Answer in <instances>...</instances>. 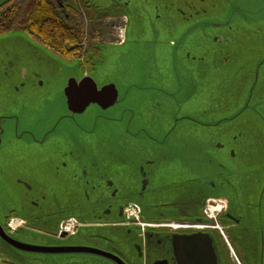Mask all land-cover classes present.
I'll use <instances>...</instances> for the list:
<instances>
[{"label": "water", "instance_id": "water-1", "mask_svg": "<svg viewBox=\"0 0 264 264\" xmlns=\"http://www.w3.org/2000/svg\"><path fill=\"white\" fill-rule=\"evenodd\" d=\"M106 1L129 23L92 70L0 35L1 245L24 264H226L209 232L129 216L171 218L192 186L227 203L249 264H264V0ZM85 79L113 103L74 109ZM6 217L54 235L82 225L57 241Z\"/></svg>", "mask_w": 264, "mask_h": 264}, {"label": "flooded vegetation", "instance_id": "flooded-vegetation-1", "mask_svg": "<svg viewBox=\"0 0 264 264\" xmlns=\"http://www.w3.org/2000/svg\"><path fill=\"white\" fill-rule=\"evenodd\" d=\"M7 0H0L1 3ZM56 0L60 10L65 14L69 21L78 20L81 17L87 21L94 20H106L107 18L121 19L124 30L120 32L119 39L101 43L96 42L86 46L82 42L84 54L75 59L79 62L81 69L92 70L94 65L100 60L101 51L104 50V46L108 44L119 43L124 40L126 34V28L129 23L128 11L129 9L120 3L106 0ZM97 34V33H96ZM73 60V61H75ZM190 203V204H189ZM185 204V207H183ZM169 207H172L173 217L168 219H159L157 217H143L142 221L148 222L140 224L141 226H150L152 231H167L169 229H181V231H189L190 229H201L209 232L215 238L217 245L220 249L223 260L226 264H249V252L250 248L247 240L240 233H236L230 230L227 219L228 205L220 198H212L203 196L201 190H195L194 187L189 186L185 192ZM218 210H215L219 208ZM13 212H11L12 214ZM5 226L9 228L12 233L20 234L25 231H34L40 234H44L50 237H54L60 240H67L70 234L75 233L81 223H77L75 220L64 221L63 226L71 223L69 231L62 229V233L54 235L49 231H41L26 223V219L22 220L19 217L9 221V217L5 218ZM38 218L32 219L30 222L35 223ZM135 222V219L134 221ZM174 224V225H173ZM74 225V226H73ZM173 225V226H172ZM244 245L246 253L240 250L239 246ZM5 247V246H4ZM0 242V264H24L20 255H13L7 247L4 248ZM10 255V257L8 255ZM246 254V256H245ZM14 257L15 261L11 259ZM76 264L77 262H72Z\"/></svg>", "mask_w": 264, "mask_h": 264}, {"label": "trees", "instance_id": "trees-1", "mask_svg": "<svg viewBox=\"0 0 264 264\" xmlns=\"http://www.w3.org/2000/svg\"><path fill=\"white\" fill-rule=\"evenodd\" d=\"M16 27L63 60L73 61L84 54L82 42L86 21L81 17L73 23L67 22L56 0L0 3V35ZM183 207L186 208L185 204ZM239 248L246 253L244 245Z\"/></svg>", "mask_w": 264, "mask_h": 264}, {"label": "rangeland", "instance_id": "rangeland-1", "mask_svg": "<svg viewBox=\"0 0 264 264\" xmlns=\"http://www.w3.org/2000/svg\"><path fill=\"white\" fill-rule=\"evenodd\" d=\"M64 16H65V14H64ZM65 18H66V16H65ZM66 20L69 23H73V21H69V19H67V18H66ZM121 30L122 31L124 30V26H123L121 19L107 18L106 20H94V21L88 20L86 23V30L83 34L84 45L86 44V46H87L89 44L96 43V42L108 43V42L115 41V40L119 39V35H120ZM2 34H6V35L10 34L12 36L15 35L16 38H18V37H23V38L26 37L28 39L31 38L25 31H23L19 27H16L11 31H8V32L2 33ZM93 35H95V36H93ZM33 42L36 43L37 45H39V47L45 49V47L42 44H40L39 42H37L36 40H34ZM104 47H106V46H104ZM215 210H217V209H215ZM129 215L135 216L136 222H138L140 224L147 223V222H142V219L138 216L139 215L138 212H136L133 209H129ZM70 224L71 223H69L67 225L71 227ZM6 255H8V254H6ZM8 256L10 257V255H8ZM11 259L13 261H15L13 257H11Z\"/></svg>", "mask_w": 264, "mask_h": 264}, {"label": "snow or ice", "instance_id": "snow-or-ice-1", "mask_svg": "<svg viewBox=\"0 0 264 264\" xmlns=\"http://www.w3.org/2000/svg\"><path fill=\"white\" fill-rule=\"evenodd\" d=\"M113 91L108 87H99L92 80L85 79L79 83L73 82L68 90V103L74 109H83L91 102L100 105H110L112 101Z\"/></svg>", "mask_w": 264, "mask_h": 264}, {"label": "bare ground", "instance_id": "bare-ground-1", "mask_svg": "<svg viewBox=\"0 0 264 264\" xmlns=\"http://www.w3.org/2000/svg\"><path fill=\"white\" fill-rule=\"evenodd\" d=\"M219 209H220V207L219 208H217V210L219 211ZM139 216V215H138ZM142 225H144L143 223H142ZM74 226V225H73ZM173 226V225H172ZM173 227H176L175 225L173 226ZM71 228H65V230H70Z\"/></svg>", "mask_w": 264, "mask_h": 264}, {"label": "built area", "instance_id": "built-area-1", "mask_svg": "<svg viewBox=\"0 0 264 264\" xmlns=\"http://www.w3.org/2000/svg\"><path fill=\"white\" fill-rule=\"evenodd\" d=\"M120 36H122V34H120ZM67 227L69 228V226H68V225H67V226H65V228H67Z\"/></svg>", "mask_w": 264, "mask_h": 264}]
</instances>
